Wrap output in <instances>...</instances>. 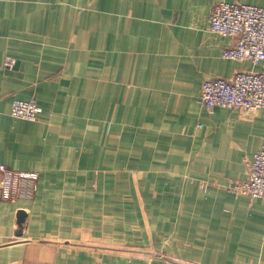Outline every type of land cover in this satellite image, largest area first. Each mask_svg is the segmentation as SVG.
Instances as JSON below:
<instances>
[{"label": "crops", "instance_id": "1", "mask_svg": "<svg viewBox=\"0 0 264 264\" xmlns=\"http://www.w3.org/2000/svg\"><path fill=\"white\" fill-rule=\"evenodd\" d=\"M218 1L0 0V163L39 174L0 200V264H121L128 243L161 253L141 264H264V200L230 188L264 147V109L199 101L205 80L264 68L224 58Z\"/></svg>", "mask_w": 264, "mask_h": 264}, {"label": "built area", "instance_id": "2", "mask_svg": "<svg viewBox=\"0 0 264 264\" xmlns=\"http://www.w3.org/2000/svg\"><path fill=\"white\" fill-rule=\"evenodd\" d=\"M211 31L234 38L233 45L223 52L224 58L238 61L264 62V6L237 1H218L210 16ZM16 60L7 57L5 65L13 67ZM199 101L209 110L217 106L264 109V68L237 71L232 77H215L203 82ZM44 109L34 99H16L12 115L37 121ZM39 174L16 170L0 163V200H13L30 195L37 187ZM240 194L264 200V147L258 150L248 166L247 177L230 183Z\"/></svg>", "mask_w": 264, "mask_h": 264}, {"label": "rangeland", "instance_id": "3", "mask_svg": "<svg viewBox=\"0 0 264 264\" xmlns=\"http://www.w3.org/2000/svg\"><path fill=\"white\" fill-rule=\"evenodd\" d=\"M129 219L131 221V224L129 225V223H128V226H131L133 232L141 230L142 226L138 225V220L140 218L138 219L137 217L133 216V217H129ZM128 238H136V237L133 234L132 235L128 234ZM133 242H135V239H133ZM144 244H146V243H143V245ZM127 245L128 246H126V247L120 248L121 253L118 250L112 249V252L120 253L119 255L112 253V257L115 256L118 260L122 259V257H125L126 261L121 263V264H141V263H139V259H143V260L148 259V261H149V260L154 259V257H156L155 255H157V256L161 255V253H156L157 251L153 247H149V248L145 247L146 249H142L139 247H130L129 243ZM150 249H152V250H150ZM162 256L165 258V260L167 262L170 261L169 257H167V255H166V253H164V254L162 253ZM153 264H158V262L153 261ZM171 264H174V263H171ZM176 264H190V263H186V262H183V263L179 262L178 263V261H177Z\"/></svg>", "mask_w": 264, "mask_h": 264}, {"label": "water", "instance_id": "4", "mask_svg": "<svg viewBox=\"0 0 264 264\" xmlns=\"http://www.w3.org/2000/svg\"><path fill=\"white\" fill-rule=\"evenodd\" d=\"M24 217H25V212H24V211L19 212V220H20L21 222L24 221Z\"/></svg>", "mask_w": 264, "mask_h": 264}]
</instances>
